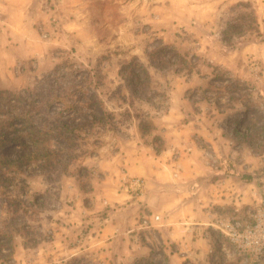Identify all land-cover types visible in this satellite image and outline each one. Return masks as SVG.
<instances>
[{
    "label": "rangeland",
    "instance_id": "1",
    "mask_svg": "<svg viewBox=\"0 0 264 264\" xmlns=\"http://www.w3.org/2000/svg\"><path fill=\"white\" fill-rule=\"evenodd\" d=\"M26 3L28 12L13 14L10 31L28 45L11 43L13 52L0 61V263L170 264L174 247L161 235V214L145 204V179L121 168L114 177L136 203L135 212L128 203L97 196L95 187L106 176L96 166L132 151V142L172 162L193 153L192 145L171 144L157 122L169 112L170 82L179 78L178 93L196 123L240 127L238 159L255 160L258 169L252 173L248 163H237L246 182L258 178L260 200L245 217L221 212L214 219L205 231L216 241L209 264H264V0ZM140 66L150 82L132 90L129 73L143 82ZM41 91L52 99L44 104L45 136L33 142L35 127L14 116L31 115L32 99L17 101ZM104 113L112 117L94 119ZM192 113H184L182 124ZM200 140L195 144L204 145L205 157L217 155ZM236 148L226 153V173L239 171L230 154ZM49 151L62 155L60 168L43 166ZM76 235L99 242L62 260L61 244ZM220 245L228 247L226 258Z\"/></svg>",
    "mask_w": 264,
    "mask_h": 264
},
{
    "label": "crops",
    "instance_id": "2",
    "mask_svg": "<svg viewBox=\"0 0 264 264\" xmlns=\"http://www.w3.org/2000/svg\"><path fill=\"white\" fill-rule=\"evenodd\" d=\"M27 1L31 0H0V61L3 60L2 56H7V54L10 56L9 51L13 52L14 47H11V43L20 41L22 45H28L22 38L17 40V35L10 31V29L14 30L16 25L13 14L28 12ZM9 45L11 48L8 47ZM15 56L19 59L20 55ZM7 61L12 62L11 57ZM228 65L226 62V66ZM239 68L240 66L233 72H237ZM179 83V78L170 82L173 91L170 93L171 106L169 112L165 114L166 117L164 116L165 118L161 120L165 123H161L160 119L157 122L159 128L164 130L165 137L170 136L168 140L171 144L175 146H181L183 143L192 145L193 153L186 155L178 162H172L167 156H154L149 147L141 149L138 148L137 142H132L130 148L133 150L126 152L123 156L120 154L109 160H98L96 167L104 173L106 178L95 189L101 200L107 198L108 202L128 203L127 207H134L136 212L138 208L136 203L120 188L119 179L114 177L117 173L118 177L120 176L119 169L121 168L125 169L131 177L144 178L146 181L145 204L155 215L161 214L163 221L160 227L161 235L168 246L174 247L172 253L169 254L170 264H183L186 260H190L192 264H200L201 261V264H209V256L214 250L216 241L209 232L205 234V231L213 225L214 219L221 212L245 217L247 212L256 209L260 200L258 178L251 174L254 176V181L246 182L240 174L243 167L237 163H248L252 173L258 169H256L255 160L247 159L243 162L238 159L241 153L237 149L244 146L242 145V129L234 125L227 126L228 123L217 125L211 122L208 125L204 122L198 125L195 113H192L193 108L188 105L187 99L178 93ZM185 106L187 109H183ZM184 113L187 116L191 113L193 115L182 124ZM196 138L201 139V144L208 146L205 149H216L217 155L211 154L212 156L205 157L204 150L201 148L204 145H196ZM234 146L237 148L230 154L233 156L235 166L239 167V171L226 173V163H224L228 158L226 153ZM213 159L217 164L210 161ZM173 172L176 173V177ZM101 189L105 190L106 195L101 194ZM90 240L84 242V239H80L78 235L68 240L66 238L63 244L60 243L62 260L78 257L84 251L91 249L93 244L99 242L97 238L91 237ZM219 249L225 254V258L229 255L226 245H220ZM26 263L30 264L28 260Z\"/></svg>",
    "mask_w": 264,
    "mask_h": 264
},
{
    "label": "trees",
    "instance_id": "3",
    "mask_svg": "<svg viewBox=\"0 0 264 264\" xmlns=\"http://www.w3.org/2000/svg\"><path fill=\"white\" fill-rule=\"evenodd\" d=\"M138 68L142 72V75L144 76V80L142 82L140 75H135L133 71L130 72L129 73V77H131L130 82L132 84H136V85L132 86V90L135 89L139 83L145 84L148 86V83L150 82V75L148 73V70L143 66L142 67L140 66ZM139 69H134V70H139ZM47 95H51V94H47ZM13 97L14 96H12L10 94L8 99H12ZM47 97L48 96H45V93L43 91L39 92L38 94H35L33 92H29L26 98H21L19 101H17L18 104H23L25 102H28V98L32 99V102L30 103V108H31V111L33 112L31 114V115H33V117L31 115L18 113L16 116H14V119L24 120L25 122H27V124H30L31 128L35 127L34 128L35 131L33 132V134H34L33 142H35L37 140L41 141L40 138H43V136H45V133L42 132V131H44V130H42V128L44 127V123L48 121V119L46 118V115L44 113V109H46L44 104H45ZM1 98H3V97H1ZM17 98H15V99H17ZM51 99H52V97L47 98L48 101H50ZM37 100H38V102H41V104L37 103ZM26 116H28V117H26ZM110 116H111L110 114L104 113L102 117H98L95 115L94 119L97 121H103L104 119L105 120L109 119ZM35 117H36V119H35ZM56 130H57L56 136L59 138H64L63 137L64 133L60 132L58 129H56ZM45 156H46V158L44 157V159H46V161L43 163L44 164L43 166L45 168H48V170L51 168L52 169L60 168L61 163L64 161L60 152L49 151L48 153H46ZM56 160H58V162H55Z\"/></svg>",
    "mask_w": 264,
    "mask_h": 264
},
{
    "label": "built area",
    "instance_id": "4",
    "mask_svg": "<svg viewBox=\"0 0 264 264\" xmlns=\"http://www.w3.org/2000/svg\"><path fill=\"white\" fill-rule=\"evenodd\" d=\"M159 218L160 217H156V219L157 220H159ZM236 225L235 226H230V230H232L233 231V233L232 234H229L230 236H231V238L234 240L236 237H235V235H236V228L238 227L239 228V224L238 223H235Z\"/></svg>",
    "mask_w": 264,
    "mask_h": 264
}]
</instances>
